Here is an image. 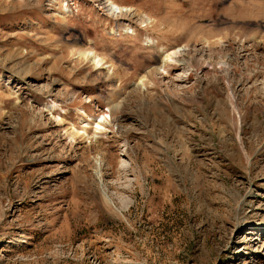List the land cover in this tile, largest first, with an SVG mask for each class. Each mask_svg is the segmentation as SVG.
Here are the masks:
<instances>
[{"label":"rangeland","instance_id":"374dc122","mask_svg":"<svg viewBox=\"0 0 264 264\" xmlns=\"http://www.w3.org/2000/svg\"><path fill=\"white\" fill-rule=\"evenodd\" d=\"M0 264H264V0H0Z\"/></svg>","mask_w":264,"mask_h":264},{"label":"bare ground","instance_id":"6f19581e","mask_svg":"<svg viewBox=\"0 0 264 264\" xmlns=\"http://www.w3.org/2000/svg\"><path fill=\"white\" fill-rule=\"evenodd\" d=\"M110 6L112 9H115L113 4H110ZM177 55H178V51H174V52L167 54L165 58L161 60V69H163L164 71L168 70V68L171 66V63L175 61V58ZM79 56L81 57L82 60L89 62L95 69H98L102 64V60L97 55H95L93 52H90V51L82 52V53L80 52ZM103 118L104 117L96 120L94 124L95 125L94 128L96 130L97 129L100 130V125H101L100 123L103 120Z\"/></svg>","mask_w":264,"mask_h":264}]
</instances>
